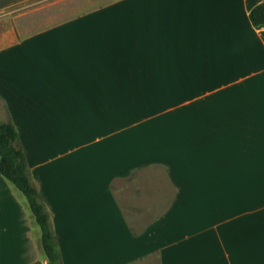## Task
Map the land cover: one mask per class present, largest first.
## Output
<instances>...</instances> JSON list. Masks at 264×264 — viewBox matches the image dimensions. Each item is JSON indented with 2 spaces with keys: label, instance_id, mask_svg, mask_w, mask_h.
Returning a JSON list of instances; mask_svg holds the SVG:
<instances>
[{
  "label": "crops",
  "instance_id": "1",
  "mask_svg": "<svg viewBox=\"0 0 264 264\" xmlns=\"http://www.w3.org/2000/svg\"><path fill=\"white\" fill-rule=\"evenodd\" d=\"M261 1L0 4V120L63 264H264ZM37 225L0 173V264H48Z\"/></svg>",
  "mask_w": 264,
  "mask_h": 264
},
{
  "label": "trees",
  "instance_id": "2",
  "mask_svg": "<svg viewBox=\"0 0 264 264\" xmlns=\"http://www.w3.org/2000/svg\"><path fill=\"white\" fill-rule=\"evenodd\" d=\"M250 19L256 26L264 25V0L251 8ZM15 126L11 120H0V173L27 196L42 230V245L48 264H63L61 248L51 222V213L33 181Z\"/></svg>",
  "mask_w": 264,
  "mask_h": 264
},
{
  "label": "rangeland",
  "instance_id": "3",
  "mask_svg": "<svg viewBox=\"0 0 264 264\" xmlns=\"http://www.w3.org/2000/svg\"><path fill=\"white\" fill-rule=\"evenodd\" d=\"M14 1V6H21L25 4L24 8L35 11L44 9L45 5H49L52 3L61 2L62 10L67 11L69 8H77L78 10L87 9L89 7H100L104 4L110 3L111 0H0V4ZM24 8H21L19 11H22ZM58 8V7H57ZM24 11V10H23ZM36 14V13H35ZM64 15V14H63ZM38 226V225H37ZM40 230V227H37ZM39 232V231H38ZM262 242L256 240L255 244V264H263L262 258Z\"/></svg>",
  "mask_w": 264,
  "mask_h": 264
}]
</instances>
